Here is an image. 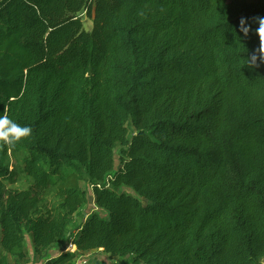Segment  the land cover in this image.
<instances>
[{
    "label": "trees",
    "instance_id": "1",
    "mask_svg": "<svg viewBox=\"0 0 264 264\" xmlns=\"http://www.w3.org/2000/svg\"><path fill=\"white\" fill-rule=\"evenodd\" d=\"M2 114L0 264L69 238L80 182L107 218L45 264H264V0H0Z\"/></svg>",
    "mask_w": 264,
    "mask_h": 264
},
{
    "label": "rangeland",
    "instance_id": "2",
    "mask_svg": "<svg viewBox=\"0 0 264 264\" xmlns=\"http://www.w3.org/2000/svg\"><path fill=\"white\" fill-rule=\"evenodd\" d=\"M249 1H259V0H249ZM93 14V13H92ZM80 19L82 21L83 29L87 32L91 31L92 29V18L88 17L84 12L80 14ZM116 167H118V164L116 162ZM29 186L28 181L23 178L20 180H16L15 183L12 185H7L8 189H18V190H24L27 189ZM80 186L82 189H84L87 192V205L79 211V214L76 216V220L74 224L71 225L70 228V234L69 238L65 239L63 243L55 245L46 251H44L39 257L33 255L32 251V245L30 242V239L28 235L26 234L25 237V246L28 251V257L24 261V264H45L48 260H51L55 257H57L61 252H71V249L73 248L72 240L75 235L76 228L83 222L87 215L93 212H97L99 215H101L104 218H107V214L98 209L95 206V197L92 194V190L89 184L86 182H80ZM46 200H51V197H47ZM0 237H1V230H0ZM97 262H101L104 264H124V259L121 258H110L106 254H104L101 251H95V252H86V253H79L77 258L73 261L72 264H95Z\"/></svg>",
    "mask_w": 264,
    "mask_h": 264
},
{
    "label": "clouds",
    "instance_id": "3",
    "mask_svg": "<svg viewBox=\"0 0 264 264\" xmlns=\"http://www.w3.org/2000/svg\"><path fill=\"white\" fill-rule=\"evenodd\" d=\"M32 129L29 126H22L11 119L7 114L0 115V142L5 145H15L22 138L31 135Z\"/></svg>",
    "mask_w": 264,
    "mask_h": 264
}]
</instances>
